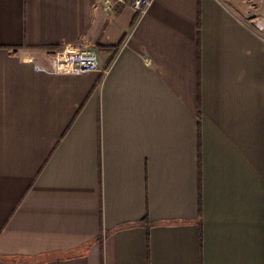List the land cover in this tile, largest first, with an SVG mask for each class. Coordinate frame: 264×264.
I'll return each mask as SVG.
<instances>
[{"label": "crops", "instance_id": "0c3cea01", "mask_svg": "<svg viewBox=\"0 0 264 264\" xmlns=\"http://www.w3.org/2000/svg\"><path fill=\"white\" fill-rule=\"evenodd\" d=\"M99 1L0 0V264H264V0Z\"/></svg>", "mask_w": 264, "mask_h": 264}, {"label": "built area", "instance_id": "2783aa9c", "mask_svg": "<svg viewBox=\"0 0 264 264\" xmlns=\"http://www.w3.org/2000/svg\"><path fill=\"white\" fill-rule=\"evenodd\" d=\"M154 0H100V6L107 13H112L119 5H130L143 14L153 4ZM264 21L256 26L263 29ZM52 72L56 74H85L101 70L99 53L92 49H78L56 52L50 57Z\"/></svg>", "mask_w": 264, "mask_h": 264}, {"label": "rangeland", "instance_id": "374dc122", "mask_svg": "<svg viewBox=\"0 0 264 264\" xmlns=\"http://www.w3.org/2000/svg\"><path fill=\"white\" fill-rule=\"evenodd\" d=\"M257 19L253 20L252 24L255 26L257 24Z\"/></svg>", "mask_w": 264, "mask_h": 264}]
</instances>
